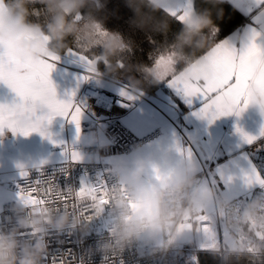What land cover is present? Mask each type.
Segmentation results:
<instances>
[{
  "label": "clouds",
  "instance_id": "obj_1",
  "mask_svg": "<svg viewBox=\"0 0 264 264\" xmlns=\"http://www.w3.org/2000/svg\"><path fill=\"white\" fill-rule=\"evenodd\" d=\"M33 0H2L0 2V50L7 51L22 60H36L49 54H57L69 48V41H80L87 48L99 47L100 52L94 53L97 60L96 73L101 75L98 65L103 63L107 71L112 73L120 68L118 57L129 47L120 34L107 32L92 15L104 7L102 0H37L44 6L43 22L30 19L32 12L29 5ZM127 6L133 11V26L142 30L166 33L167 21H158L146 8L155 11L159 0H126ZM89 9L86 22L76 21L81 16V10ZM213 27L210 9L194 11L183 22V27L168 46L167 52H175L177 63L185 67L199 62L202 67L207 62L202 55H196L210 46L207 30ZM106 32L99 39L96 33ZM145 75L150 83L160 81L154 66H139L136 69ZM211 68L206 67V73L211 74ZM141 82L133 80L131 87L136 90ZM251 107L264 116V95L253 85ZM148 167L147 161L137 158L132 167L125 169L124 162L115 166L113 172L123 180L127 195L119 191L112 199L113 227L111 239L100 246L104 254L122 251L133 243L143 241L153 245L151 251H166L182 239H190L192 230L180 229L187 218L199 217L202 213L223 214L225 227L229 232V240L224 253L225 264H231L232 258L239 257L248 247L240 244L238 233L247 235L249 241L259 249L264 248V242L256 240L255 233L264 231V195L249 202L242 210L232 209L226 198L217 194L197 178L199 171L196 163L185 159L182 165L168 179L158 184H146L144 173ZM123 173V175H122ZM129 201L136 204L135 210L129 207ZM21 206L18 213L25 212ZM78 216L68 211L59 214L51 210L40 211L33 216L19 215L17 228L8 233L0 234V264H41L46 245L43 239L49 228L62 231L66 227L80 225ZM20 228H31L36 233L34 244L21 245L16 239ZM207 237L202 234V243ZM19 249V254L18 250Z\"/></svg>",
  "mask_w": 264,
  "mask_h": 264
},
{
  "label": "snow or ice",
  "instance_id": "obj_2",
  "mask_svg": "<svg viewBox=\"0 0 264 264\" xmlns=\"http://www.w3.org/2000/svg\"><path fill=\"white\" fill-rule=\"evenodd\" d=\"M253 4L256 11L253 17L255 26L249 29L248 42L241 50L238 51L228 41L214 42L203 54L202 58L207 62L204 67L196 62L181 68L175 60L174 51L158 54L153 62L152 66L156 68L159 79L166 81L168 86L182 95L188 104L200 102L201 106L194 115L207 119L209 123L222 116L232 114L239 116L251 102L253 82L258 91L264 95V46L257 43L258 38L264 35V0H253ZM194 11V0H186L184 5L168 9V14L183 24ZM33 14L38 15V10ZM75 19L79 22L82 17L77 16ZM217 31L216 28L211 30L209 37L212 40ZM105 34L106 32L102 30L97 32L96 36L99 39ZM93 49L76 41L73 47L66 50L67 54L75 56L83 65L86 74L80 79L84 81L97 75V60L93 54H90ZM59 60L60 56L57 54H49L36 60H22L7 51L0 50V84L6 85L15 94L11 103H0V135H3L5 130L23 136L35 132L52 140L49 126L56 117L75 125L79 134L83 104L75 100V91L70 93L67 99L59 98L56 85L50 78ZM119 66L121 68L124 66L122 61H119ZM206 67L212 69L210 75L206 73ZM257 70L260 72L259 79H255ZM120 94L128 100L135 99L127 89H122ZM236 131L249 146L258 140V137L248 135L239 127ZM260 137H264V128L261 129ZM62 154L68 156L72 162L81 159L78 152L68 148H65ZM186 155L188 159H192L190 150ZM46 163L47 161H41L32 165L38 173L35 179L30 178V172L24 165H18L20 177L25 183L23 186H17L19 188L17 197L22 205L30 209V215L40 211L46 212L49 209L55 212L63 209L74 217L79 216L80 219L91 221L103 212L106 206H111L117 191L124 196L127 195L123 183L119 187H110L102 179L95 184L82 180L77 190L71 187L62 189L53 177L45 176L41 171ZM249 163L250 170L244 173V183L248 187L264 188V174H261L251 161ZM169 177L161 175L159 171L156 172V179L160 182ZM221 177L223 178V173ZM231 180L232 177L229 176L226 182ZM129 207L135 210L136 204L129 201ZM220 216L224 217L223 214ZM178 228L189 230L195 228L197 232L207 237L208 248H215L221 236L213 220V214L209 213H202L195 218V221L187 218ZM35 234L33 231L32 235ZM222 235L224 239L228 237L229 232L226 227ZM255 237L256 240L264 242V231L256 232ZM236 239L240 244H248L249 253L255 254L259 251L257 245L249 241L247 235L238 233ZM51 264H67V261L64 258L53 257Z\"/></svg>",
  "mask_w": 264,
  "mask_h": 264
},
{
  "label": "crops",
  "instance_id": "obj_3",
  "mask_svg": "<svg viewBox=\"0 0 264 264\" xmlns=\"http://www.w3.org/2000/svg\"><path fill=\"white\" fill-rule=\"evenodd\" d=\"M222 1L232 4L248 18L233 32L216 41H228L239 51L248 42L249 29L255 26L253 17L256 11L253 0ZM185 3L186 0H159V7L168 13V9ZM249 9L253 10L249 11ZM257 43L264 46V35L258 38ZM59 56L60 60L50 76L56 85L59 98L67 99L73 91L76 93V98L87 81H92L104 91L119 97H122L121 90L127 89L135 99L128 100L122 97L132 106L130 111L120 118L123 126L134 136H142L153 129H159L161 132L157 140L129 155L116 154L109 157L108 161L112 169L122 161L125 169L131 168L135 159L142 158L148 164L144 173L145 183L158 184L160 181L156 179V172L159 171L163 176H171L184 160L188 159L186 153L190 150L191 160L196 163L198 173L202 165L208 168V180L203 179L201 183L211 188L218 197L226 198L229 202L242 203L244 194L255 187H248L243 180L244 173L250 170L249 161L253 163L250 157L251 146L245 143L236 128L243 129L250 136L258 137V141L263 139L264 137H260V132L264 128V116L260 115L257 109L249 105L239 116L235 114L222 116L209 123L207 119L194 115L201 106L199 101L192 105L188 104L182 95L168 86L166 81L157 82V88L152 93L133 90L132 87L102 75H95L92 79L84 81L80 77L86 72L77 58L67 52ZM259 78L260 72L257 70L255 79ZM14 98L15 94L6 85L0 84V103H11ZM84 117L83 114L81 121ZM49 131L52 140L35 132L23 136L5 130L3 135H0V208L5 202L18 198L7 189L10 182L20 178L18 165H24L27 169L41 161H47L44 165L54 166L65 159L66 155L62 154L65 148L91 143L89 135H82L80 132L77 134L75 125L60 117L53 120ZM97 136L101 144L106 142L101 132L97 133ZM80 156L81 162L91 158L88 155ZM229 176L232 180L226 182ZM121 181L123 183L122 179ZM191 234L192 231L190 239H182L178 242L181 247L186 248V244L191 242Z\"/></svg>",
  "mask_w": 264,
  "mask_h": 264
},
{
  "label": "built area",
  "instance_id": "obj_4",
  "mask_svg": "<svg viewBox=\"0 0 264 264\" xmlns=\"http://www.w3.org/2000/svg\"><path fill=\"white\" fill-rule=\"evenodd\" d=\"M75 100L83 104V114L85 116L80 123V133L89 135L91 143L70 146L68 149L76 151L80 155H88L91 158L86 162H72L66 156L57 165H43L41 171L45 176L53 177L62 189L71 187L77 190L81 186L82 180L95 184L101 179L110 187H119L122 181L110 167L109 157L116 154H131L133 151L157 140L161 136L160 130L153 129L142 136H134L120 121V118L130 111L131 103L122 97L104 91L92 81H87L84 84L81 93ZM99 132L106 138L104 144H101L98 140L97 133ZM250 157L252 164L261 174H264V143L252 147ZM27 170L30 172V178L35 179L37 177L36 169L29 167ZM197 178L200 182L203 179L208 180L207 166H201ZM24 183L25 181L20 177L10 182L7 189L17 195L19 191L17 186H23ZM261 195H264V188L255 186L244 194L242 203L233 201L230 202V206L232 209L240 211L249 202ZM21 206L26 210L23 213H18L17 209ZM52 212L59 214L63 212V209L59 212ZM29 213L30 209L22 205L18 198L5 202L0 208V234L8 233L17 228L19 215L29 217L34 215ZM80 220V225L69 226L62 231L49 228L47 234L43 237L46 251L41 259V264H51L53 257L64 258L67 264H190V261L187 260L189 252L214 251L222 258L229 240V235L226 239L222 235L225 227V217L213 214V220L221 232L219 243L215 248L206 247L208 241L202 243V233L193 228L190 249L183 248L177 243L166 251L152 253L153 245L138 241L122 251L104 254L100 251V246L111 239L114 223L111 206H106L104 211L91 221ZM32 232L31 228H20L16 239L21 245L34 244L36 234L32 235ZM17 251L19 254V249ZM263 252L264 248L259 249L255 254H251L247 250L244 253L257 255Z\"/></svg>",
  "mask_w": 264,
  "mask_h": 264
},
{
  "label": "trees",
  "instance_id": "obj_5",
  "mask_svg": "<svg viewBox=\"0 0 264 264\" xmlns=\"http://www.w3.org/2000/svg\"><path fill=\"white\" fill-rule=\"evenodd\" d=\"M102 3L104 7L99 11H93L92 15L99 21L104 30L120 34L129 47L118 57V60L123 62L124 66L122 68L120 67L117 71L110 73L107 71L106 66L100 63L98 65L99 72L103 77L129 87H131L133 80H138L141 82L137 87L138 90L146 93L154 92L157 84L150 83L145 79V75L136 69L139 66L151 67L158 54L167 53L168 46L174 41L176 34L181 31L183 24L179 23L175 17L169 15L162 8L158 7L153 11L149 7L145 11L150 13L158 21H167L169 27L166 33L142 30L133 26L132 18L134 13L127 6L126 0H102ZM29 8L32 12L30 19L43 22L45 18L44 6L38 3L37 0H33ZM194 9L195 11L210 9L213 18L212 29H218V33L213 40L209 37L212 29L205 30L208 34L210 46L199 50L196 55L204 54L214 42L227 36L248 20L232 4L222 0H194ZM36 10H38V15L33 14ZM88 12L89 9L81 10L82 19L78 23L83 24L86 22ZM73 46L74 43L70 39L69 47ZM100 50L99 47L94 48L90 54H98ZM65 52L67 51L60 53V55ZM179 66L183 67L184 65L183 63H179ZM261 143H264V138L259 141L257 140L251 148ZM191 253L195 258V264H225L224 256L221 258L214 251L200 250ZM231 264H264V252L257 255L243 253L238 258L234 256Z\"/></svg>",
  "mask_w": 264,
  "mask_h": 264
},
{
  "label": "rangeland",
  "instance_id": "obj_6",
  "mask_svg": "<svg viewBox=\"0 0 264 264\" xmlns=\"http://www.w3.org/2000/svg\"><path fill=\"white\" fill-rule=\"evenodd\" d=\"M191 236H192V234H191ZM190 247H191V243L189 242L186 244V249H190ZM187 260L190 261L189 262L190 264H195V258L191 252H189Z\"/></svg>",
  "mask_w": 264,
  "mask_h": 264
}]
</instances>
